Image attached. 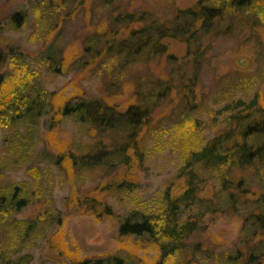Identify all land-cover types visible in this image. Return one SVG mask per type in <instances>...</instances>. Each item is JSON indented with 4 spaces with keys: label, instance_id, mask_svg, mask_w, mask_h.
Wrapping results in <instances>:
<instances>
[{
    "label": "trees",
    "instance_id": "trees-1",
    "mask_svg": "<svg viewBox=\"0 0 264 264\" xmlns=\"http://www.w3.org/2000/svg\"><path fill=\"white\" fill-rule=\"evenodd\" d=\"M3 33L25 34L34 49ZM166 39L184 44L186 54L169 53ZM241 42L256 70L217 74L214 61ZM59 75H72L76 91L61 103L47 90ZM263 81L264 0H196L188 8L175 0H21L0 20V126L20 124L3 153H18L10 162L24 163L30 181L0 186V223L20 236L0 242V264H30L31 254L16 253L38 225L62 227L64 216L86 214L118 220L120 238L156 252L153 264H264V106L258 91L235 96ZM126 91L131 101L120 110L113 100ZM203 112L212 123L223 116L219 129L201 143H181L195 136ZM69 120L71 134L63 128ZM165 136L183 151L161 207L117 214L106 197L134 191L150 142ZM54 167L68 187L63 217L34 200ZM33 204L34 219L15 217ZM194 204L181 219L179 210ZM206 216L240 220L231 249L204 244ZM70 264L132 262L107 255Z\"/></svg>",
    "mask_w": 264,
    "mask_h": 264
},
{
    "label": "rangeland",
    "instance_id": "rangeland-1",
    "mask_svg": "<svg viewBox=\"0 0 264 264\" xmlns=\"http://www.w3.org/2000/svg\"><path fill=\"white\" fill-rule=\"evenodd\" d=\"M8 5L7 0H0V20L8 12L9 9L20 4L21 0H11ZM196 0H175V3L180 8H188ZM134 27H138L135 25ZM128 30L122 31L121 36H126ZM3 38H12L16 44L26 46L31 50L34 49L32 45L25 40L26 35L19 33L5 34ZM246 38V34L242 35V40ZM168 48V52L177 57H183L186 54V46L181 42L171 39L164 40ZM6 42H2L4 47ZM254 52L248 47L247 44L239 45L236 53L227 52L214 61V67L217 74H223L231 70L240 69L246 73H253L256 70L257 64L255 63ZM72 75H59L55 80L50 82L47 90L54 94L57 103H61L72 94H74L75 87L70 82ZM208 81V80H207ZM70 82V83H69ZM90 83L84 82L83 85L88 88ZM259 92L260 103L264 106V81L254 86L253 90L247 96H243L241 91H235L237 98L250 97L254 92ZM245 100V99H244ZM118 105L120 110H124L131 101L128 91L124 95L117 96L113 100ZM221 105H215L218 109ZM201 123L198 126L197 133L192 136H184L186 139L181 143H188L189 145L196 142L208 140L215 130L221 126L223 116H218L217 122L212 123V115L203 112L200 113ZM20 124L11 125L8 127L0 126V186L3 187V181L11 183H21L30 181L29 173L26 171V166L21 163H12L10 160L18 156L14 149H9L11 152L7 153L6 150L8 142L5 137L15 135L16 130ZM65 131L75 132V126L72 122L66 121L63 124ZM179 131V130H178ZM176 133V132H175ZM181 133H185L182 132ZM168 136V135H167ZM165 136L158 139L156 145L153 146L150 142L149 154L146 156L145 167L142 175L140 176L137 187L130 194L125 197H106L108 202L112 205L115 212L123 215L125 210L130 207L139 205L145 208H159V202L163 196V192L169 186L170 180L176 175L178 166L181 163L180 151L183 148L177 144L175 140H169ZM178 139L181 134L177 132ZM181 140V139H180ZM178 141V140H177ZM53 180V181H52ZM90 183V182H88ZM68 194V187L62 185L58 181V172L54 167L52 171H46L42 180L40 190L34 191V200L40 199V206L45 204L49 209L53 205L56 209L60 210L62 214L66 215L64 211V201ZM36 204V203H34ZM34 204L19 213L15 214L18 220H31L36 215ZM196 208V204L179 210L181 219L186 218ZM63 211L65 214H63ZM213 218V219H211ZM206 224V237L203 240L204 244L208 246L215 245L219 251L231 249L234 242L240 235V220L235 217H208L204 218ZM11 228V231H10ZM7 237V240H6ZM17 230L11 226H5L0 223V242L4 244L8 240L10 243H18ZM50 241V246L46 241ZM52 245V246H51ZM53 245L56 246V248ZM31 254L32 261L30 264H70L71 258H84V257H98L107 255H118L122 258L130 259L132 264H153L157 260V254L153 250L144 249L135 241L126 238H120L118 234V220L111 218L96 219L90 214L86 215H68L64 216V223L62 227L57 225L41 224L35 229L30 241L27 242V247L20 253L16 254Z\"/></svg>",
    "mask_w": 264,
    "mask_h": 264
}]
</instances>
